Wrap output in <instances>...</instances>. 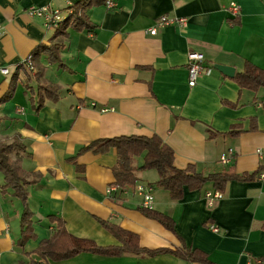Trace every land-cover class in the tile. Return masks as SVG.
I'll return each instance as SVG.
<instances>
[{"label":"crops","instance_id":"1","mask_svg":"<svg viewBox=\"0 0 264 264\" xmlns=\"http://www.w3.org/2000/svg\"><path fill=\"white\" fill-rule=\"evenodd\" d=\"M77 1L0 0V70H7L0 72V99L13 87L11 98L0 102V142L20 144L11 157L25 175L35 234L17 247L23 204L10 189L2 191L0 179V264H31L39 242L54 232L49 215L60 217L69 234L100 246L118 243L98 219L136 234L149 250L197 249L213 264L264 259V176L229 182L211 204L206 194L215 191L208 184L199 191L184 188L178 201L153 187L151 208L172 220V232L138 210L142 198L136 186L155 183L156 171L138 172L135 188L121 190L113 185L114 150L76 156L96 140L157 135L173 150L178 169L194 165L206 175L233 168L242 174L264 165L256 155L264 149V88L240 89L232 80L245 62L264 70V0H111V8L103 3L89 9L94 31L67 30L61 40L63 68L41 56L39 74L35 65L32 71L23 66L12 84L16 69L39 44H51L54 32L29 17L27 8L48 6L65 14ZM162 17L175 23L158 27ZM151 28L155 35L148 33ZM189 53L203 57L194 87L188 86ZM215 65L232 68L233 76ZM41 86L55 87L59 99H44L38 108ZM235 125L242 131L229 136ZM209 132L216 135L209 138ZM221 156L229 163L221 164ZM142 162L141 155L133 165ZM49 264L201 263L170 254L83 253Z\"/></svg>","mask_w":264,"mask_h":264},{"label":"trees","instance_id":"2","mask_svg":"<svg viewBox=\"0 0 264 264\" xmlns=\"http://www.w3.org/2000/svg\"><path fill=\"white\" fill-rule=\"evenodd\" d=\"M103 3L104 0H79L69 6L65 14L61 12L62 20L58 23L56 29H54L51 44H39L31 54H29L32 67L35 65L38 74L41 71V67L38 63V59L41 56L46 57L48 64H55L59 68L64 67L60 59V51L62 49L61 40L67 36V30L84 31L86 33L94 31L95 26L89 21L88 11L90 8ZM23 66H26L25 61L13 74L11 78L12 84L18 79V72L23 70ZM25 75L28 77L29 73L25 72ZM232 80L240 89L257 91L260 88H264V70L249 62H245L243 70L236 73ZM12 89L13 87L11 86L10 90L2 96L0 102H6L11 98L13 93ZM38 91L41 97L40 101L37 103L38 108L42 106L44 99L52 101H57L59 99V94L53 86H41L38 88ZM223 104L232 106L227 102ZM241 131V126L235 125L229 130L228 135L236 137ZM215 135V133L209 132V138ZM18 148L21 150L20 144L17 143H0V175L4 182L2 191L4 192L6 189H10L12 196L23 204L20 216L21 235L17 240V247L22 248L28 240L35 237V234L32 228V214L26 206L27 191L25 187L27 182L25 175L19 168L16 160H12L11 158L12 152L18 151ZM110 150H114L116 153V162L112 168L114 177L113 185L115 188L117 187L121 190L135 188L138 181V172L154 170L159 176L158 180L148 186L166 191L169 198L173 201H178L183 197L184 188L189 191H199L208 184L212 187L213 191L223 194L227 184L231 181L243 183L252 182L264 176V165L259 166V168L252 173L242 174H236L233 168L206 175L198 172L194 165H188L186 168L178 169L174 166L173 150L157 135L151 137L122 136L96 140L80 148L76 156L84 152L102 155ZM141 155L143 157L142 165L139 167L134 166V158ZM138 210L145 217L157 221L172 232L174 231L172 220L165 214L143 207H139ZM48 220L55 224L54 232L48 239L39 242L38 246L33 251L36 259L32 261L31 264L60 263L83 253L104 257H120L125 253L140 254L149 257L160 254H170L188 262L213 264L208 260L204 252L197 249L181 247L173 250H149L142 248L139 245V239L136 234L125 231L118 225L109 221L97 220L99 225L115 238L118 243L117 245L100 246L90 239L77 238L67 232L64 221L58 216L49 215ZM254 263L264 264V259L259 258L255 260Z\"/></svg>","mask_w":264,"mask_h":264},{"label":"built area","instance_id":"3","mask_svg":"<svg viewBox=\"0 0 264 264\" xmlns=\"http://www.w3.org/2000/svg\"><path fill=\"white\" fill-rule=\"evenodd\" d=\"M104 5L107 8H111L113 6L111 0H104ZM231 10L232 12L236 13L238 10V7L234 4H231ZM26 13L29 17H35V18L41 19L45 28L51 29V30L56 29L58 23H60V21L62 20L61 11L51 9L48 6H44V7L31 6L27 8ZM174 23H175L174 21L168 20L167 18L162 17L158 21V27L170 26ZM177 23L183 25L184 20L183 19L179 20ZM156 32H157L156 28H151L148 31L150 35H155ZM202 61H203V57L200 54L189 53L187 55V73H188V86L189 87H194L196 85L197 79L199 78L201 72L203 71V68L201 66ZM25 65L27 66L28 69L30 70L33 69L30 56H28L25 59ZM0 72L2 74H7V70L5 69H1ZM229 153H231V150H229ZM256 155L258 156L259 160L264 163V149H257ZM229 161L230 159L227 156L220 157L221 164H228ZM113 190H114V187H110L108 192L113 191ZM136 191L142 198V207L146 209H152L151 204L153 200L152 198L153 187L152 186H145V187L136 186ZM221 197H222V194L218 192L206 194V198L209 200V204H211L213 200H219ZM210 229L213 232H217V228L214 226H210Z\"/></svg>","mask_w":264,"mask_h":264},{"label":"water","instance_id":"4","mask_svg":"<svg viewBox=\"0 0 264 264\" xmlns=\"http://www.w3.org/2000/svg\"><path fill=\"white\" fill-rule=\"evenodd\" d=\"M214 68L220 73H222L224 76L229 78L232 77L234 74V70L230 67L215 65Z\"/></svg>","mask_w":264,"mask_h":264},{"label":"rangeland","instance_id":"5","mask_svg":"<svg viewBox=\"0 0 264 264\" xmlns=\"http://www.w3.org/2000/svg\"><path fill=\"white\" fill-rule=\"evenodd\" d=\"M0 143H2V144H12V143H17V144H19L17 141H13L12 143H7V142H0ZM19 149V148H18ZM19 151V150H18ZM18 151H13V152H18ZM13 152H12V154H13ZM12 158V157H11ZM13 160V159H12ZM0 179H2V176L0 175Z\"/></svg>","mask_w":264,"mask_h":264}]
</instances>
